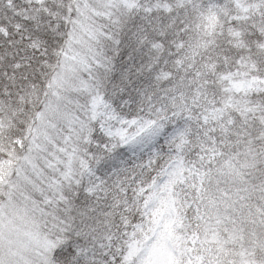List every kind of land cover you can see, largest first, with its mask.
<instances>
[{
    "label": "snow or ice",
    "instance_id": "6c2138e0",
    "mask_svg": "<svg viewBox=\"0 0 264 264\" xmlns=\"http://www.w3.org/2000/svg\"><path fill=\"white\" fill-rule=\"evenodd\" d=\"M0 264H264V0H0Z\"/></svg>",
    "mask_w": 264,
    "mask_h": 264
}]
</instances>
